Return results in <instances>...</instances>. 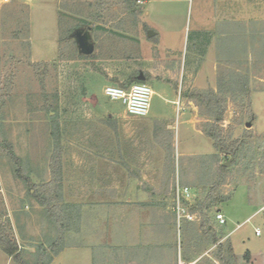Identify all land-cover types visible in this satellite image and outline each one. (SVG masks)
Here are the masks:
<instances>
[{"label": "rangeland", "instance_id": "374dc122", "mask_svg": "<svg viewBox=\"0 0 264 264\" xmlns=\"http://www.w3.org/2000/svg\"><path fill=\"white\" fill-rule=\"evenodd\" d=\"M195 1L185 0L172 7L156 3L140 6L137 0H0V213L15 236L20 255L14 260L0 249V264H34L39 255L43 260L53 258L49 246L60 239L59 214L65 225L60 246L86 244L93 230L104 234L107 212L80 211L76 205L80 199L75 191L87 193L94 184L96 189L105 188L107 182L100 178L92 181L91 174L98 173L96 167L75 159V154L81 153L79 145L83 154L90 151V110L125 108L120 101L107 98L103 88L108 83L125 84L129 71L126 57L137 48L127 47L129 34L140 30L142 43L148 45H143L144 50H150L155 41L146 37L145 24L162 23V13L166 17L176 14V27L183 25L186 32ZM77 30L90 35L94 43L91 55L79 53L73 36ZM253 51L251 62L247 66L244 61L237 76L222 70L216 84L181 93L187 106L188 98L197 103L190 94L198 91L213 89L226 99L218 131L227 145L237 144L238 148L234 159L224 166L228 170L223 176L219 177V167L231 154L217 153L210 138L184 130L183 116H172L169 153L173 164L163 168L173 169L175 175L173 180L156 181V187L159 193L171 189L167 203L175 219L180 251L183 254L188 249L191 255L204 252L199 264H224L223 260L264 264V217L256 213L264 205V82L253 79H264V47ZM245 56L244 52V60ZM228 80L232 83H226ZM242 84L248 89L243 91ZM158 93L151 99L154 108L163 106ZM208 113V106L201 103L198 127L205 130L214 123ZM75 120L81 128H75ZM139 182L141 187H149V181ZM217 182H221L218 196L228 199L208 209L212 230L204 232L198 204ZM177 183L190 187L192 196L180 220L172 209ZM37 195L45 198L46 204ZM217 210L225 216L224 225L215 218ZM95 216L102 222L93 223ZM255 228L261 230L259 236ZM226 242L235 258L228 253ZM41 246L47 251L42 253Z\"/></svg>", "mask_w": 264, "mask_h": 264}, {"label": "crops", "instance_id": "0c3cea01", "mask_svg": "<svg viewBox=\"0 0 264 264\" xmlns=\"http://www.w3.org/2000/svg\"><path fill=\"white\" fill-rule=\"evenodd\" d=\"M140 1V6L156 3L174 7L185 0ZM162 16L163 22L155 26L144 23L146 37L155 41L149 44L150 50H144L143 45H148L142 43L140 30L129 34L127 47L137 48L126 57L129 71L124 85L142 73L152 87V96L159 92L163 98V106L150 105L144 117L130 116L125 108L90 110V151L83 154L79 145L81 153H76L75 159L96 167L98 173L91 174L92 181L100 178L107 182L105 188L96 189L94 184L87 193L75 191L80 199L76 205L80 211L107 212L104 234L92 228L94 234L86 244L64 246L48 264H199L204 255L180 251L175 219L167 203L171 189L159 193L156 181L173 180L175 175L173 169L163 168L172 163V116H183L184 130L206 136L198 127V106L190 98L187 106L182 91L216 84L222 70L237 76L244 61L247 66L251 62L253 49L264 47V0L195 1L186 32L183 25L176 27V14ZM78 122L75 128L82 127ZM139 181H149V187H141ZM95 196L104 200H92ZM94 218L93 223L102 222L100 216Z\"/></svg>", "mask_w": 264, "mask_h": 264}, {"label": "trees", "instance_id": "16d2710c", "mask_svg": "<svg viewBox=\"0 0 264 264\" xmlns=\"http://www.w3.org/2000/svg\"><path fill=\"white\" fill-rule=\"evenodd\" d=\"M229 75H231V74L229 73ZM230 82L231 81L228 80V82H226V83L230 84ZM222 83H224V82H219V84H222ZM247 87H248V85L244 86V84H242L241 89L244 91V90L248 89ZM190 97L196 100V102H197L196 105L198 107L200 106L201 103L206 104L209 108L208 114H210L214 117V123L211 125L210 129L205 130L204 128H202L204 134L212 140L214 150L217 153L233 154L234 151H236L238 148L237 144L235 146H233L232 144L227 145L226 142L224 141V139L221 138L220 132L218 131V123L223 120V114H224V108H225L224 105H225L226 99L219 97L217 95L216 91H214L213 89L208 90V91H204V92L198 91L195 94H190ZM215 107H217V109H215ZM217 153H214L213 156L216 157ZM227 170H228V168L224 167V165H221L219 167V177L223 176ZM198 184H201V183L198 182ZM220 184H221V182H217L216 185H212V187L209 189V192L205 195L204 199L198 204V211H199L200 218H201L200 227L202 228V230L204 232H208V231L212 230L209 227V216L207 214L208 209L214 203H223L224 201H226L228 199L225 197H219L218 196V189H219ZM31 187H34V185H31ZM52 193H53L52 195H53L54 200H56L57 199L56 193H54V192H52ZM36 197H38L39 201L42 204H46L47 201L45 198H43V197L41 198L38 195ZM62 217L63 216L61 214H59L56 218V222L58 225V233H59L60 239L57 241H53V243H51V245L49 246L50 250H52L54 252V255L57 254L65 246V245L60 246L61 241H62L61 239L63 236L62 234H63V231L65 229V225L62 222ZM213 241L216 242V238L213 237ZM226 245H227V251H228V253H230V256L232 258H235L234 254L231 251L232 247H231L230 243L226 242ZM221 248H222V245L219 244L218 249L221 250ZM0 249L4 253H6L8 256L13 257L14 260L18 259L20 256L19 251H18V243L15 239V236L13 235V233L9 229V227L7 228L5 223L1 220V213H0ZM40 251L42 253H44L47 251V249L44 246H41ZM247 254L248 253L246 252L244 254V256H246ZM40 256L41 255H39V257L37 258V260L34 264H48L52 259V256H51V257L47 258L46 260H43V258ZM223 262H224V264H230L227 260H225V261L223 260ZM21 264H28V263L21 261Z\"/></svg>", "mask_w": 264, "mask_h": 264}, {"label": "built area", "instance_id": "2783aa9c", "mask_svg": "<svg viewBox=\"0 0 264 264\" xmlns=\"http://www.w3.org/2000/svg\"><path fill=\"white\" fill-rule=\"evenodd\" d=\"M4 3L9 0H2ZM138 2H140L138 0ZM103 94L110 100L120 101L126 109L128 115L133 117H144L148 114L150 109L153 91L146 82H131L124 86L109 84L103 88ZM190 187L186 185L174 186L173 190V211L175 212L178 220L185 212V204L191 200ZM263 213L264 205L261 206L256 213ZM215 218L220 225L226 223L225 216L220 210L215 211ZM259 228H255V235L261 234Z\"/></svg>", "mask_w": 264, "mask_h": 264}, {"label": "water", "instance_id": "95a60500", "mask_svg": "<svg viewBox=\"0 0 264 264\" xmlns=\"http://www.w3.org/2000/svg\"><path fill=\"white\" fill-rule=\"evenodd\" d=\"M73 36L75 38L80 54L88 56L94 52V43L92 42L88 32L77 30L74 32ZM131 82H145V77L142 73H140L128 83H131ZM249 124L250 123H247V125ZM233 159H234V156L233 154H231L230 158L224 163V166H228Z\"/></svg>", "mask_w": 264, "mask_h": 264}]
</instances>
